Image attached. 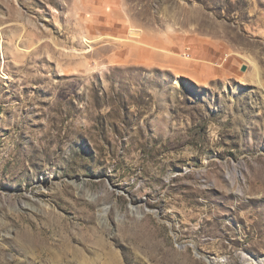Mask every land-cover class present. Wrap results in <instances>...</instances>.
<instances>
[{
	"label": "rangeland",
	"instance_id": "374dc122",
	"mask_svg": "<svg viewBox=\"0 0 264 264\" xmlns=\"http://www.w3.org/2000/svg\"><path fill=\"white\" fill-rule=\"evenodd\" d=\"M0 264H264V0H0Z\"/></svg>",
	"mask_w": 264,
	"mask_h": 264
},
{
	"label": "water",
	"instance_id": "95a60500",
	"mask_svg": "<svg viewBox=\"0 0 264 264\" xmlns=\"http://www.w3.org/2000/svg\"><path fill=\"white\" fill-rule=\"evenodd\" d=\"M242 69H244V67Z\"/></svg>",
	"mask_w": 264,
	"mask_h": 264
}]
</instances>
